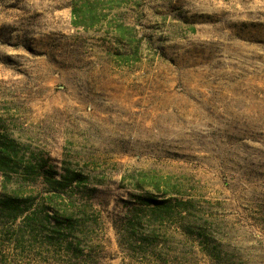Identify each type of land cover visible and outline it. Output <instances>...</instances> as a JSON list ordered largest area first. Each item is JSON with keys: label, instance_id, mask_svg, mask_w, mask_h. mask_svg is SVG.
Instances as JSON below:
<instances>
[{"label": "rangeland", "instance_id": "1", "mask_svg": "<svg viewBox=\"0 0 264 264\" xmlns=\"http://www.w3.org/2000/svg\"><path fill=\"white\" fill-rule=\"evenodd\" d=\"M1 200L0 264H264V0H0Z\"/></svg>", "mask_w": 264, "mask_h": 264}, {"label": "trees", "instance_id": "2", "mask_svg": "<svg viewBox=\"0 0 264 264\" xmlns=\"http://www.w3.org/2000/svg\"><path fill=\"white\" fill-rule=\"evenodd\" d=\"M0 202H1V203H3L4 201H3V200H1ZM9 214H10V213H9ZM14 216H15V215H13L12 217H14ZM12 219H13V218H12Z\"/></svg>", "mask_w": 264, "mask_h": 264}]
</instances>
